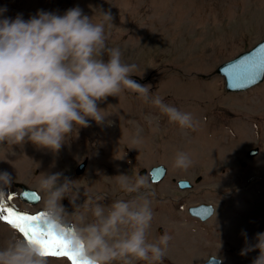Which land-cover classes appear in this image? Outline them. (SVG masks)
Instances as JSON below:
<instances>
[{
  "label": "rangeland",
  "instance_id": "obj_1",
  "mask_svg": "<svg viewBox=\"0 0 264 264\" xmlns=\"http://www.w3.org/2000/svg\"><path fill=\"white\" fill-rule=\"evenodd\" d=\"M77 6L93 22L100 19L98 11H111L107 44L121 49L123 62L138 66L131 78L165 103L191 113L196 129H181L158 107L125 91L98 102L104 123L89 118L90 126L78 127L58 153L27 139L11 147L5 141L0 145V172L38 190L43 175L62 173L61 181H76V203L81 206L86 190L105 196L99 203L106 206L125 198L116 176H143L154 194L149 240L159 238L160 227L169 235L174 232L163 264H201L210 256L220 257L223 264H253L259 249L240 253L245 247L242 232L253 244L256 234L264 233V81L247 92L228 93L223 78L212 74L264 39V0H0V8H7L0 18L22 14L28 20L40 10L63 15ZM137 129H142L143 144L129 148ZM256 147L259 155L247 158ZM180 151L193 160L187 170L174 167ZM85 160L86 170L77 175ZM159 164L168 174L155 186L141 172ZM198 174L203 176L198 189L178 192L174 180L195 184ZM202 187L210 189L198 192ZM15 190L6 188L0 209L30 215L42 210L43 201L27 206ZM203 202L213 204L215 214L207 222L188 219L187 208ZM61 203L69 214L75 211L69 197ZM18 235L0 220V248ZM49 261L69 264L65 258Z\"/></svg>",
  "mask_w": 264,
  "mask_h": 264
},
{
  "label": "clouds",
  "instance_id": "obj_2",
  "mask_svg": "<svg viewBox=\"0 0 264 264\" xmlns=\"http://www.w3.org/2000/svg\"><path fill=\"white\" fill-rule=\"evenodd\" d=\"M7 8H0V17ZM100 19L77 6L63 15L44 10L28 20L0 18V145L9 147L32 142L40 149L58 153L78 127H89V118L103 124L106 118L98 102L129 91L145 103L159 108L170 123L181 129H196L191 113L154 96L149 86L131 78L135 63H125L118 47H109L106 28L113 26L111 11H98ZM107 56V60L104 57ZM155 131V130H154ZM137 129L129 148L143 144ZM193 160L186 152L176 153L174 167L187 170ZM62 173L43 175L38 188L44 196L41 226L65 240L68 250L86 264H163L172 236L166 231L149 240L154 213L151 192L143 176L121 174L116 183L125 198L109 207L99 203L103 195L87 190L83 205L76 203L80 188ZM13 181L0 172V200ZM70 198L75 211L69 214L61 201ZM241 255L259 249L253 264H264V233L249 242L247 233ZM0 264H50L41 247L23 235L0 248Z\"/></svg>",
  "mask_w": 264,
  "mask_h": 264
},
{
  "label": "water",
  "instance_id": "obj_3",
  "mask_svg": "<svg viewBox=\"0 0 264 264\" xmlns=\"http://www.w3.org/2000/svg\"><path fill=\"white\" fill-rule=\"evenodd\" d=\"M264 39L256 44L250 50L240 53L234 59L221 64L216 73L222 75L225 79V88L229 92H240L246 91L247 89L259 84L264 79V68L261 65L262 56L264 52ZM249 62H255L256 68H251L249 70L236 71L234 67L238 68L241 64L245 63L247 65ZM259 149L255 148L248 153L249 157H253L258 154ZM85 163L81 164L78 168V172L84 170ZM166 174V168L164 166L154 167L151 170V181L154 183L160 182ZM179 186L182 189L190 187V184L186 180L179 181ZM17 187L22 189L20 193V199L29 204H37L40 201V196L35 190H31L22 184H16ZM192 216L200 218L202 221L209 219L215 209L209 204H200L197 206H192L188 209ZM202 264H221V259L217 257H210L206 262Z\"/></svg>",
  "mask_w": 264,
  "mask_h": 264
},
{
  "label": "snow or ice",
  "instance_id": "obj_4",
  "mask_svg": "<svg viewBox=\"0 0 264 264\" xmlns=\"http://www.w3.org/2000/svg\"><path fill=\"white\" fill-rule=\"evenodd\" d=\"M261 51L264 52V49ZM260 66L264 68V56H262ZM251 68H256L255 62H249L247 65L243 63L238 68L234 67V70L246 71ZM0 212L4 213L0 215V220H3L16 229L28 239L29 242L38 244L46 256L65 258L69 261V264H86V262L79 261L76 256L68 250L67 242L56 235L51 226H41L39 222L44 216L42 212L37 215H30L27 213H20L11 208L0 209Z\"/></svg>",
  "mask_w": 264,
  "mask_h": 264
},
{
  "label": "flooded vegetation",
  "instance_id": "obj_5",
  "mask_svg": "<svg viewBox=\"0 0 264 264\" xmlns=\"http://www.w3.org/2000/svg\"><path fill=\"white\" fill-rule=\"evenodd\" d=\"M197 177L202 178L203 176H201V175L199 176V175H198Z\"/></svg>",
  "mask_w": 264,
  "mask_h": 264
}]
</instances>
